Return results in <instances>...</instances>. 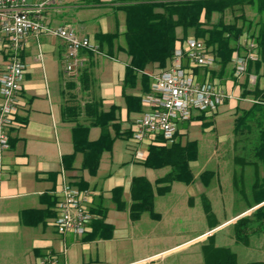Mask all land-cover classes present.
Masks as SVG:
<instances>
[{
	"label": "crops",
	"instance_id": "crops-1",
	"mask_svg": "<svg viewBox=\"0 0 264 264\" xmlns=\"http://www.w3.org/2000/svg\"><path fill=\"white\" fill-rule=\"evenodd\" d=\"M121 3L122 0H59L45 9L44 16L51 25L70 24L79 35L90 37L94 41L97 32H119L115 40L102 43L100 52L82 51L81 54L85 57L84 66L89 67L91 76L89 87L79 93L82 103L94 97L102 100L103 108L106 110L112 105L119 106L121 130H130L132 133L135 120L142 115L146 106L141 103V111L129 112L123 95V79L130 57L118 48L124 45L125 38L122 33L126 29L125 12L117 7ZM100 7L105 9L101 10ZM179 30L180 27L177 29L180 35ZM109 50L112 51V55L107 53ZM65 54L66 43L61 38L47 33L38 37L31 35L21 51L26 71L17 114L20 124L11 128L10 148L2 153L0 264H39L50 254L57 255L58 264H89L93 260L91 257L93 253L96 254V260H93L92 264L160 262L169 254L191 245H200L202 252L201 246L208 236L215 235L222 227L234 224L239 218L251 215V212L264 205L263 201L251 208L246 207L212 229L211 226H206L200 228L201 230L194 235L181 234L179 229L182 227L181 221L190 218L192 214L201 217V208L198 205L199 208L192 209L189 205L180 206L177 201L165 199L159 202L158 207L159 194H156L155 211L159 212L161 217L153 219L149 212L148 215L144 212L138 220H132L129 211L132 178L143 175L154 184L156 179L166 174L170 168L168 166L150 168L143 163V165L127 163L129 159L127 150L124 148L121 150L122 145L118 143V139L115 140L111 151L103 152L95 175L82 168L83 153L80 151L75 153L72 169L64 167L63 155L73 153L74 145L73 122L63 119L62 106L69 91L67 83L76 76L66 71ZM7 58L8 55L0 42V71ZM232 71V77L226 76V86H223L226 90H233L238 97L240 92L238 87H235L238 78L234 74V68ZM263 72V67L259 73L253 70L250 72V80L251 77H255L260 87L264 86V76L261 75ZM244 76L247 77V72ZM229 82L234 84V89L229 88ZM151 85L152 79L150 87ZM129 91L139 95L142 93L140 86ZM239 99L242 98L227 99L221 106L224 105L225 110H228ZM202 116L206 114L194 111L193 117L186 121L189 122L188 126H184L186 122L181 123L178 131L181 132V138L183 136L186 140L197 141L195 120ZM100 132L99 126H92L89 138L97 139ZM118 138L126 140L127 149L133 147L132 160H137L134 156L137 144L132 135L129 138L124 136ZM149 145L141 146L147 150V154ZM155 169L163 171L157 173ZM63 182L76 186L86 183V188L92 193L90 206L105 209L106 222L114 226L111 238L85 239L86 234L61 233L57 230L55 225L58 215L57 201L59 188ZM118 186L123 188V199L127 203L125 209H118L112 200V190ZM189 202L196 204V200ZM94 215V218L97 217V214ZM155 221H164L167 223V229L162 227L157 230L153 223ZM176 223L178 228H171ZM88 254L89 259L86 262ZM184 262L195 264L187 259ZM197 264H204L201 255Z\"/></svg>",
	"mask_w": 264,
	"mask_h": 264
},
{
	"label": "trees",
	"instance_id": "trees-1",
	"mask_svg": "<svg viewBox=\"0 0 264 264\" xmlns=\"http://www.w3.org/2000/svg\"><path fill=\"white\" fill-rule=\"evenodd\" d=\"M117 7L126 15V29L122 33L125 42L118 48L130 57L123 79V95L129 112L141 111V94L151 91L148 66L161 69L167 67L177 43L184 42L190 37L189 34L204 40L216 57L215 65L218 66L220 75L226 72L235 54L246 52V46L241 41L244 34L257 42L259 58L249 62L246 81L242 85L243 96L250 95L255 101L250 107L239 109L240 112L234 120V133L244 135L248 132L251 135L257 131V138L252 140L253 138L247 137L246 142L255 144V155L264 162V86L260 87L257 82L254 88L249 87L250 72L253 70L259 73L260 69L264 68V0H122ZM227 13L232 16L231 21L225 19ZM248 13L252 15L249 16ZM179 27L182 35L177 32ZM118 36V31L97 32L95 39L102 48L103 42L115 40ZM107 53L112 55L111 50ZM214 66L193 69L198 76L199 69H206V73L212 71L213 78L218 74L216 69H211ZM261 75L264 76V72ZM90 76L89 67L84 66L76 73L74 79L67 83L69 91L62 106V117L73 122L74 152L63 155L62 159L64 167L72 169L75 153L80 151L83 153L82 168L88 169L90 174L95 175L103 152L112 150L115 138L120 136L129 138L132 133L130 130H121L119 106L112 105L106 110L103 108L102 100L94 97L82 103L79 91L89 87ZM138 86L142 92L140 95L129 91ZM16 118L18 120V115ZM92 126H99L101 129L100 136L95 140L89 138ZM198 152V141L190 139L183 141L179 132L166 144L149 145L148 154L142 163L150 168L168 166L170 169L166 174L158 177L154 184L143 175L132 178L129 205L132 220H138L144 212H149L153 219L161 217L160 213L155 211L156 194L164 195L170 192L175 181L193 183L195 175L191 162L197 159ZM208 174V171H203L200 175L204 177ZM204 179L207 185L210 178L205 176ZM78 185L79 188H86V183ZM253 187L254 202L247 209L264 201V182H255ZM201 198L204 211L211 219L213 214L211 202L205 194ZM112 200L118 209L127 208L122 187L113 188ZM90 211L97 214V217L90 221L91 230L85 233L84 238H111L114 226L106 222L105 209L90 206ZM255 218L264 219V205L251 215L239 218L233 224L236 228L234 235L237 241L248 242L247 227ZM217 225L212 224L210 229ZM201 249L204 264H237V253L228 246L217 245L213 234L208 236ZM247 264H264V262L250 261Z\"/></svg>",
	"mask_w": 264,
	"mask_h": 264
},
{
	"label": "built area",
	"instance_id": "built-area-1",
	"mask_svg": "<svg viewBox=\"0 0 264 264\" xmlns=\"http://www.w3.org/2000/svg\"><path fill=\"white\" fill-rule=\"evenodd\" d=\"M59 0H0V42L8 58L0 71V176L3 171L2 153L10 148V130L20 123L17 120L20 93L23 87L26 63L21 51L33 35L47 33L61 38L66 43L65 69L76 74L85 65L83 50L100 52L99 44L90 37L81 36L70 24L51 25L44 11ZM246 52L232 58L235 76L247 72L249 62L259 58L257 42L245 37ZM216 57L203 39L188 37L177 43L167 67L151 74V91L142 95L146 106L132 127L136 142L134 156L146 158L147 150L142 144H166L178 133L181 123L189 121L194 111H216L227 99L238 98L215 79L199 78L193 67H213ZM91 191L63 182L57 201L58 215L55 225L59 232L83 235L93 218L89 205ZM39 264H58L57 255L50 254Z\"/></svg>",
	"mask_w": 264,
	"mask_h": 264
},
{
	"label": "rangeland",
	"instance_id": "rangeland-1",
	"mask_svg": "<svg viewBox=\"0 0 264 264\" xmlns=\"http://www.w3.org/2000/svg\"><path fill=\"white\" fill-rule=\"evenodd\" d=\"M100 9L104 10L105 8L100 7ZM248 15L251 16L252 14L248 13ZM225 19L227 21H231L232 16H230V14L228 15L227 13L225 15ZM179 32L180 35H182L181 30H179ZM189 35L193 36V34ZM245 37H249V35L244 34L241 37V41H243ZM179 43L182 44L183 41H180ZM159 69L161 70V68H157L155 66H148L147 73L150 76L151 74L158 72ZM207 69L209 70L210 68ZM211 69H216L217 73L219 71L217 65ZM205 70L206 69H199L198 72L200 78L207 77L210 79H215L220 82L222 87H224L223 85L226 86V76L230 75V77H232L233 64L232 62L230 63L229 67L226 69V72H223L224 74L220 75L221 73H218L213 78L211 77L212 71L210 73H206ZM203 74H205V76ZM244 75L238 77L236 82L234 81L235 87H238L240 92L238 98L242 99H239L238 101L236 100L235 104L228 108V110H225L223 105L214 112H210L208 114L203 113L206 114V116H203L200 119L196 118L197 120H195V126L197 128L196 137L199 146L198 157L196 160L191 162V167L195 175V181L191 184L176 181L171 192L165 195H157L158 203L162 199H165L177 201L180 206L184 204L191 206L192 209H197L199 207L201 208V217L197 215L194 216L192 214L190 218H186L185 220L181 221L182 227L179 228L181 230V234H197L202 228L206 226L210 227L212 224L221 223L223 220L231 217L233 214L245 209L254 202L253 183L264 182V162H262V160L257 155H255V144H248L246 142L247 137H251L253 138L252 140H255V138H257L258 132L255 131L251 135L248 132H246L244 135H236L234 133V120L240 112L239 109L248 108L255 101L252 96H243L242 94V85L243 82L246 81V77ZM240 80L242 83H240ZM250 82V88H254L256 78L251 77ZM229 88L234 89V84L229 82ZM84 91H86V89L83 90V92ZM232 91L233 90H231V92ZM188 124L189 122H186L184 123V126H188ZM179 134L181 136V132H179ZM116 139H118V143L122 145L121 150L123 148L127 150L129 156L127 163L143 165L142 161L132 160L133 147H129V149H127V142L125 139L118 137H116L115 140ZM182 139L186 140V138H183V136ZM113 145L115 144L113 143ZM143 169L145 170L146 168L143 167ZM160 171L163 170L155 169V172L157 173ZM203 171L209 172L208 175H205L210 178L207 185L204 183L205 176L201 177L200 175ZM235 179L237 182H235ZM203 194H205L211 202L213 211L211 219L207 217L203 210L204 207L201 198ZM200 199L201 203H199ZM194 200H196V204L189 202H193ZM158 207H160V203L158 204ZM252 213L253 212H251V214ZM146 215H148V212H146ZM249 215L250 214H247V216ZM94 216L95 215L93 214V218ZM153 223H155L157 226V230H160L162 227L167 229V223L164 221H155ZM171 228H178V224L176 223V225ZM234 230H236V228L233 226V224L219 229L214 235L215 243L222 246H228L234 250L237 253V264H247L250 261H264V219L260 220L255 218L251 220L249 226L247 227V232L249 233V239L247 243L237 241L234 235ZM200 255L202 261L203 254L200 251V245H191L179 252L169 254V256L165 257V260L149 264H185L184 260L186 259L197 264V260ZM91 257L93 260H96L95 253L91 254ZM85 259L87 262L89 259V254ZM93 260H91L89 264L94 263Z\"/></svg>",
	"mask_w": 264,
	"mask_h": 264
}]
</instances>
